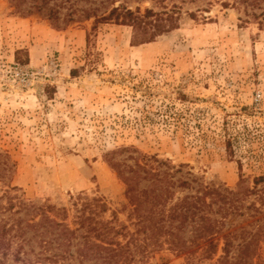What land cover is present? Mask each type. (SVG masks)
<instances>
[{"label": "rangeland", "instance_id": "rangeland-1", "mask_svg": "<svg viewBox=\"0 0 264 264\" xmlns=\"http://www.w3.org/2000/svg\"><path fill=\"white\" fill-rule=\"evenodd\" d=\"M121 1L139 14L178 4L177 28L142 41L128 25L52 23L0 0V196L69 208V218L75 198H100L103 218L126 224L108 159L132 148L166 162L173 180L243 190V204L264 210V21L220 4L232 0ZM128 155L112 159L132 164ZM149 262L184 258L163 248Z\"/></svg>", "mask_w": 264, "mask_h": 264}, {"label": "trees", "instance_id": "trees-1", "mask_svg": "<svg viewBox=\"0 0 264 264\" xmlns=\"http://www.w3.org/2000/svg\"><path fill=\"white\" fill-rule=\"evenodd\" d=\"M9 1L16 12L39 14L52 23L92 17L128 25L140 31L142 41L177 28L181 15V6L175 3L162 5L160 11L145 8L139 14L138 7L132 10L120 0ZM220 4L241 6L243 15L259 25L264 21V0ZM197 10L206 12V8ZM186 13L194 16V11ZM121 152H129L132 164L112 159ZM109 155L110 167L125 185L127 223L116 225L115 213L103 218L100 198H75L69 218V208L17 200L4 191L0 196V264H150L163 248L182 256L183 264L215 256L214 264H264V210L254 203L243 204V190L213 184L192 187L188 180H173L166 162L132 148H119ZM260 180L261 176L254 179V187L246 193L255 192ZM178 188L194 193L175 196ZM259 199L264 204V197ZM243 216L250 221L243 225L228 221Z\"/></svg>", "mask_w": 264, "mask_h": 264}]
</instances>
